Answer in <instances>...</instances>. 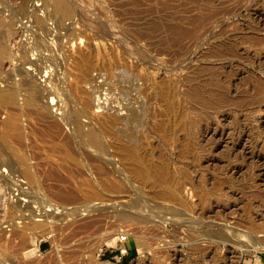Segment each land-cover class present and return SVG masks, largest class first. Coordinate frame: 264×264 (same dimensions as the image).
I'll use <instances>...</instances> for the list:
<instances>
[{
    "label": "rangeland",
    "instance_id": "1",
    "mask_svg": "<svg viewBox=\"0 0 264 264\" xmlns=\"http://www.w3.org/2000/svg\"><path fill=\"white\" fill-rule=\"evenodd\" d=\"M68 1V16L28 3L44 26L13 23L16 50L60 34L61 68L46 69L61 91L58 109L20 113L21 136L0 103L35 175L24 195L0 171V264H85L121 234L126 264L264 260L249 249L264 243V0ZM55 206L62 219L32 227L30 210Z\"/></svg>",
    "mask_w": 264,
    "mask_h": 264
},
{
    "label": "bare ground",
    "instance_id": "2",
    "mask_svg": "<svg viewBox=\"0 0 264 264\" xmlns=\"http://www.w3.org/2000/svg\"><path fill=\"white\" fill-rule=\"evenodd\" d=\"M30 1L33 2L35 0H20L18 4V9L15 10V12L13 11L10 12L9 11L10 9L8 8L9 9L8 13H5L6 5H1L2 2L0 0V5H1L0 24L3 27H5L3 29L5 43L3 46L0 47V56H1L0 103L11 104L13 106V110L6 116L4 121H2V125L6 126L7 129L12 130V132L15 133L17 136H21L22 133L21 131L22 126L19 123V115L21 112L29 113L30 109H33L34 111H38L39 113H42L45 111V109H47L46 107L51 106V107H57L56 109H58L59 108L58 106H60L59 99L57 97L58 96L57 94L61 91V90L59 91V89H61L59 87V82L55 77H52L49 73L50 71L49 70L47 71L46 69L51 66L53 67L56 66L57 67L56 69L60 67L59 62L57 61L58 53L56 54L55 52L52 51L55 50V48L59 49L58 47L61 46L59 42L60 34L59 36L56 35V33L54 35H51L52 33H54L53 31L54 29L50 27L47 28L45 26L46 27L44 30L45 32L44 34H46L45 37L48 38V36L49 37L50 35L52 36L50 38V42L45 41V43L43 44L42 43L38 44L37 41L21 42L19 43V50H16L10 46V42L13 39H17L18 36V31L14 30L13 23L19 19L20 15L23 14L35 15V21L32 20V22H36L41 26L45 25L44 18L38 17L34 11L37 10L36 5L39 4L36 5L33 4L36 6L33 7L32 9V11H34L33 14L32 13L30 14L29 10L26 9V6ZM52 6L55 10L61 12L65 16H68L70 14L71 5L68 0H52ZM38 35H41L42 36L41 38H44L43 34H39V32ZM35 37L36 36H34V38ZM37 40H39V38ZM47 40L49 41V39ZM61 47L60 50L62 49ZM35 49L38 50L37 54L35 58H31V55L29 54L33 55ZM40 49L45 51L47 50L46 52L48 53L43 55L41 53L42 50ZM5 68L6 71H4ZM43 70H44V74H42ZM55 72L57 71L55 70ZM37 75H39L40 77H38ZM18 98H20V103L18 101ZM42 98H48V101L46 99V102L44 103L42 102ZM74 127L76 130H81V125L77 124V122L74 125ZM88 135L90 137H94L95 133L93 131H89ZM7 136H8L7 132H0V138L5 140L6 142L5 147L0 146V171H3L5 175L8 174L11 177H15L16 179H14V182L12 181L11 184L17 186V188L20 190V193L26 194L27 192L26 187L24 188L23 185L27 184L29 186V184L34 183L35 175L31 169L30 163L27 161V157H25L23 153H20L16 147H13L11 146V144H9L7 140ZM20 176L26 178L27 181L18 179ZM21 200L28 202V199L26 198ZM53 209H60L59 210L60 212L63 211V209L60 207H56V206L54 208L48 207L44 209V212L41 213L43 215L42 218H35V214H34L35 212L33 210L32 211L30 210L27 216H29V220L33 222L32 227L37 228V227H44L45 225H47L49 228L52 227L50 226L52 221L55 222L59 219H62L61 217H56L55 214H53L52 212L51 213L49 212ZM125 213H119V216H123V217L127 216V214ZM67 214L71 215L68 212ZM23 216L26 217L25 214ZM51 231L52 230L50 229L48 230L47 233L49 234L51 233ZM116 238L118 242L119 236ZM249 249L256 251H260V250L264 251V243L257 242V244L255 245H250ZM249 249H247V251H251ZM32 250L33 248L28 249L27 252L31 253Z\"/></svg>",
    "mask_w": 264,
    "mask_h": 264
},
{
    "label": "built area",
    "instance_id": "3",
    "mask_svg": "<svg viewBox=\"0 0 264 264\" xmlns=\"http://www.w3.org/2000/svg\"><path fill=\"white\" fill-rule=\"evenodd\" d=\"M127 240V236L121 234L118 238V245L114 248L115 254L109 257H103L102 255H98L92 261H88L85 264H119L123 260L124 256L128 253L127 248L125 247V242ZM122 245V246H121ZM256 264H264V260L261 257L258 258V262Z\"/></svg>",
    "mask_w": 264,
    "mask_h": 264
},
{
    "label": "crops",
    "instance_id": "4",
    "mask_svg": "<svg viewBox=\"0 0 264 264\" xmlns=\"http://www.w3.org/2000/svg\"><path fill=\"white\" fill-rule=\"evenodd\" d=\"M125 258H126V257L123 258V260L121 261L120 264H123L124 262H126V261H125Z\"/></svg>",
    "mask_w": 264,
    "mask_h": 264
},
{
    "label": "trees",
    "instance_id": "5",
    "mask_svg": "<svg viewBox=\"0 0 264 264\" xmlns=\"http://www.w3.org/2000/svg\"><path fill=\"white\" fill-rule=\"evenodd\" d=\"M120 264V263H119ZM123 264H126V262H124Z\"/></svg>",
    "mask_w": 264,
    "mask_h": 264
}]
</instances>
